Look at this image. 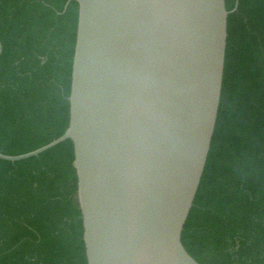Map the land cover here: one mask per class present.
I'll return each instance as SVG.
<instances>
[{
  "label": "water",
  "instance_id": "water-1",
  "mask_svg": "<svg viewBox=\"0 0 264 264\" xmlns=\"http://www.w3.org/2000/svg\"><path fill=\"white\" fill-rule=\"evenodd\" d=\"M76 1L69 127L0 159L73 142L88 264H199L182 234L218 119L226 0Z\"/></svg>",
  "mask_w": 264,
  "mask_h": 264
},
{
  "label": "trees",
  "instance_id": "trees-1",
  "mask_svg": "<svg viewBox=\"0 0 264 264\" xmlns=\"http://www.w3.org/2000/svg\"><path fill=\"white\" fill-rule=\"evenodd\" d=\"M226 0L228 40L211 150L182 242L199 264H264V0ZM76 0H0V152L70 123ZM71 140L0 159V264H88Z\"/></svg>",
  "mask_w": 264,
  "mask_h": 264
}]
</instances>
